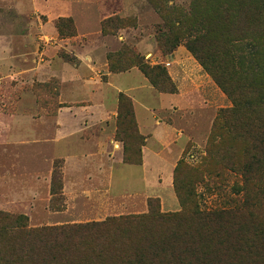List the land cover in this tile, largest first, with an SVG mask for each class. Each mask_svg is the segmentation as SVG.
<instances>
[{
    "label": "rangeland",
    "instance_id": "1",
    "mask_svg": "<svg viewBox=\"0 0 264 264\" xmlns=\"http://www.w3.org/2000/svg\"><path fill=\"white\" fill-rule=\"evenodd\" d=\"M154 2L0 0V264H38L32 254L26 260L9 251L7 243L25 234L6 231L13 224L4 216L23 217L24 227L35 229L146 213L153 201L160 212H180L174 189L179 162L186 167L177 176L193 186L203 209L232 207L233 186L251 188L232 168L237 156L245 160L235 151L233 128L227 131L224 123L216 146L210 136L219 115L235 103L244 119L264 124L258 78L244 73L243 52L249 21L264 23V0ZM159 5L171 11L176 36ZM256 37L264 68V39ZM136 60L163 67L174 92L153 86ZM223 60L236 64L230 81L240 88L232 95L210 72L220 73ZM121 96L131 102L143 139H129L127 154L116 135ZM137 154L140 163L126 161ZM54 174L59 193L52 192ZM249 179L258 201L244 219L260 223L264 156ZM263 225L243 233L250 237ZM256 254L226 257L264 264V246Z\"/></svg>",
    "mask_w": 264,
    "mask_h": 264
},
{
    "label": "trees",
    "instance_id": "2",
    "mask_svg": "<svg viewBox=\"0 0 264 264\" xmlns=\"http://www.w3.org/2000/svg\"><path fill=\"white\" fill-rule=\"evenodd\" d=\"M149 1L155 5L154 0ZM158 9L166 17V29L176 36V30L168 20L171 11L164 10L160 5ZM261 23L262 21L256 18L249 21L252 28L244 32L243 52L249 68L244 73L255 72L258 78L255 80L256 88L260 89L258 98H262L261 102L264 103L263 57L259 54V45L255 43L256 34L260 40L264 39V28L259 30L257 25L264 26V23ZM188 48L199 58L191 44H188ZM136 63L153 86L164 92H174L175 89L163 67L151 66L143 60H136ZM220 68V73H215L209 67L208 70L210 69L215 82L222 90L232 95L240 88L238 85L232 86L230 81V78L237 74L236 64L232 60H223ZM225 80L228 83H225ZM119 102L116 135L123 142L124 152L127 154L129 139H137L141 144L143 139L139 138L137 133L131 102L123 96L119 98ZM244 105L250 107L249 102H244ZM241 108V104L235 103L233 109L223 111L214 123L210 136L213 139L211 144L216 146L214 138L224 132V123L228 127L227 131L232 127L236 132L235 151L245 158L241 160V157L237 156L232 168L242 174L244 183L251 188L245 192L244 189L240 191L233 186L235 197L232 198V207L203 209L193 186L177 176L179 169L185 166L179 162L175 168L174 189L182 207L180 212H160L158 203L153 201L148 202L149 210L146 213L35 229H26L22 222L23 217L4 216L13 224L8 230L5 229L6 231L12 229V233L18 231L25 234L23 239L7 243L9 251L15 255L26 256L24 257L26 260H29L32 254L38 264H235L234 257L233 259L226 257L228 252L238 255L246 251L255 257L261 246H264V225L255 230L250 237L245 236L243 232L247 226H261L264 220L260 223L245 221L244 215L251 211L258 201V197L253 196L251 192L257 188L250 185L249 177L260 167L263 160L264 124L257 125L251 120L244 119L240 115ZM138 155L133 160L126 158V161L138 164L141 161ZM203 164L204 162H201L200 167H203ZM60 190L59 177L54 174L52 192L59 193ZM241 192L243 195L240 196ZM246 222L248 224H245ZM1 234L5 236L7 233L2 231ZM250 238L255 242L249 243Z\"/></svg>",
    "mask_w": 264,
    "mask_h": 264
}]
</instances>
